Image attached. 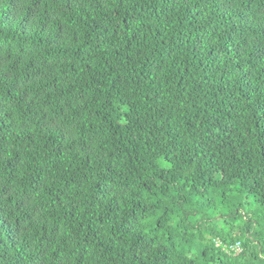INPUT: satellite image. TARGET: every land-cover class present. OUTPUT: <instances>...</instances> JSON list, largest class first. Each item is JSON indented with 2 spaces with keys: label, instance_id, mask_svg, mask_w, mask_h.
<instances>
[{
  "label": "trees",
  "instance_id": "1",
  "mask_svg": "<svg viewBox=\"0 0 264 264\" xmlns=\"http://www.w3.org/2000/svg\"><path fill=\"white\" fill-rule=\"evenodd\" d=\"M259 212L264 0H0V264H264Z\"/></svg>",
  "mask_w": 264,
  "mask_h": 264
},
{
  "label": "rangeland",
  "instance_id": "2",
  "mask_svg": "<svg viewBox=\"0 0 264 264\" xmlns=\"http://www.w3.org/2000/svg\"><path fill=\"white\" fill-rule=\"evenodd\" d=\"M255 206H256L255 204H252L251 209L256 210ZM248 208H249V202L245 204L243 209H241V210H244V213L246 214V216H249ZM242 219H245V218L244 217L243 218H240V217L236 218L234 225H231V226L238 227V229H242L244 231L243 236H242L243 237L242 240H246L248 245L250 246L251 245L250 241L254 240L253 243H255V241H256L255 238L258 235L256 232L258 231L261 234L264 232V222H263L264 218L262 215H260V212H259V217L257 218L259 220V222H257V219L253 218V221H252L253 228H248L247 230L245 228L246 223ZM261 246L262 247L264 246V242H262ZM261 246H257V244H255V250H257L258 255H261V253L259 252V249ZM235 255H237V254H235Z\"/></svg>",
  "mask_w": 264,
  "mask_h": 264
},
{
  "label": "clouds",
  "instance_id": "3",
  "mask_svg": "<svg viewBox=\"0 0 264 264\" xmlns=\"http://www.w3.org/2000/svg\"><path fill=\"white\" fill-rule=\"evenodd\" d=\"M232 248H233L236 252H240V251H241V247H240L239 243H236L234 246H232Z\"/></svg>",
  "mask_w": 264,
  "mask_h": 264
}]
</instances>
